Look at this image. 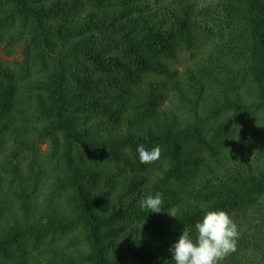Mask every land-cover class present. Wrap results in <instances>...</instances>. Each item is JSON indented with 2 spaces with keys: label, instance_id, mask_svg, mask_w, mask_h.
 Returning <instances> with one entry per match:
<instances>
[{
  "label": "trees",
  "instance_id": "obj_1",
  "mask_svg": "<svg viewBox=\"0 0 264 264\" xmlns=\"http://www.w3.org/2000/svg\"><path fill=\"white\" fill-rule=\"evenodd\" d=\"M85 1L0 0V185L44 141L50 177L43 202L35 183L0 210V264H174L207 211H263L264 0ZM260 219L222 264H264Z\"/></svg>",
  "mask_w": 264,
  "mask_h": 264
},
{
  "label": "clouds",
  "instance_id": "obj_2",
  "mask_svg": "<svg viewBox=\"0 0 264 264\" xmlns=\"http://www.w3.org/2000/svg\"><path fill=\"white\" fill-rule=\"evenodd\" d=\"M137 151L139 162L145 165L156 162L162 154L158 145L151 150L139 145ZM258 202L264 203V198H260ZM139 203L142 210L161 213L163 194L149 195ZM167 212L176 218L178 209L172 208ZM192 231V227L185 226L178 242L170 249L174 264H221L237 250L239 229L225 211H207L202 220L195 224V238Z\"/></svg>",
  "mask_w": 264,
  "mask_h": 264
},
{
  "label": "rangeland",
  "instance_id": "obj_3",
  "mask_svg": "<svg viewBox=\"0 0 264 264\" xmlns=\"http://www.w3.org/2000/svg\"><path fill=\"white\" fill-rule=\"evenodd\" d=\"M154 1V0H152ZM184 3H181L179 0H166L165 4H168L169 2L172 3L173 9H177L178 11L182 10V8L186 7L188 2H193L197 3L200 6H204L207 4L213 3L215 0H184ZM88 3L86 6H81L80 13L82 16H87L89 13L93 10L94 5L90 2L85 1ZM170 14V13H168ZM1 56L6 60V61H11L14 59H22L21 55V47L20 44H15L11 47V54L7 55L5 51L1 50ZM253 134V133H252ZM12 141H7L5 148L3 149V153L0 154V163L2 161L6 160V154L11 150L12 147ZM49 149V142L44 141V142H38L36 144V149L34 152H29L28 150H25L22 158H19L15 160L14 164H18L22 170H23V177H19L15 182H13V178L8 176L7 173H2L4 176L5 180L4 182L0 185V210L5 211L9 210L8 206H12L13 201L17 202V198L15 197V193L18 195L21 193L24 189L28 193H34V188L33 184L37 183L38 185V191H36L35 194V199L39 200V202H43L45 200L46 194L45 191L48 190V183L50 181V177L46 178L45 171L42 170L41 172L39 171V164L38 162L40 161H45L48 162L47 160V152ZM33 167L35 170V175L32 176L29 173V169ZM31 176L32 179V184L29 185L28 177ZM15 192V193H14ZM258 204H255L254 206H248L242 210L228 213L230 217L233 219V221L237 224L238 229L239 226L244 227V230H250L252 232L255 231V227H261L262 225V220L260 219V214L261 212H264V206H263V211L260 207H258ZM227 213V212H226ZM264 229H261V231ZM41 256H47V255H41ZM262 257L261 255H257V258ZM49 258V257H48ZM169 260V259H167ZM30 261V260H29ZM32 263V261H30ZM39 264H47L45 260H41ZM222 264V263H221Z\"/></svg>",
  "mask_w": 264,
  "mask_h": 264
}]
</instances>
